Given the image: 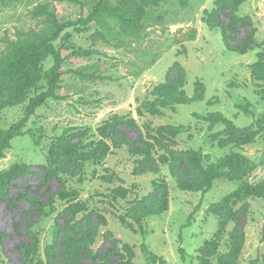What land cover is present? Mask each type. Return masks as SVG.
<instances>
[{
  "label": "rangeland",
  "instance_id": "rangeland-1",
  "mask_svg": "<svg viewBox=\"0 0 264 264\" xmlns=\"http://www.w3.org/2000/svg\"><path fill=\"white\" fill-rule=\"evenodd\" d=\"M105 2L94 22L54 43L63 61L57 96L0 160V174L23 170L0 178V264H264V0ZM96 3L0 0V129L46 91L54 59L45 41L56 26ZM27 43L32 53L17 72ZM178 98L187 103L173 105ZM113 120L115 134L106 131ZM163 127L182 132L167 145L147 141ZM247 132L254 143L237 146L233 136ZM68 138L79 163L57 151ZM190 151L233 156L235 175L207 192L180 190L169 160ZM159 185L168 210L128 217ZM242 185L257 193L232 199Z\"/></svg>",
  "mask_w": 264,
  "mask_h": 264
},
{
  "label": "trees",
  "instance_id": "trees-1",
  "mask_svg": "<svg viewBox=\"0 0 264 264\" xmlns=\"http://www.w3.org/2000/svg\"><path fill=\"white\" fill-rule=\"evenodd\" d=\"M95 7L90 11L88 16L81 17L78 20L65 22L63 24L57 25L55 28V31L53 35L45 41V46L48 48L49 52L51 53L54 62L53 66L46 72L45 74V80L47 82V89L45 92H42L33 98L30 99L28 107L26 109L24 117L17 122L16 124L12 125L10 128L3 130L0 129V160L4 158L5 151L10 148L11 142L20 136H23L26 134L24 131V128L30 118L35 115L36 110L41 107L48 98H55L57 96L56 92L58 89V85L60 82L61 77V65H62V57L59 49H57L54 45V43L60 38L61 34L65 32L68 29L71 28H77V27H86L92 22H94L97 19V15L99 14L100 9L106 7L105 0H96ZM237 8V6H236ZM32 43H27V46L21 47L19 46L17 49L18 54V62L16 64V70L17 72H21L26 64L29 54L32 53V48L29 46ZM228 49H231L232 46L227 43L226 44ZM233 51V50H232ZM205 90L201 88H197V101H201L204 98ZM168 100V99H167ZM166 100V101H167ZM163 101V100H160ZM164 101V102H166ZM168 103V102H166ZM172 104H186L187 101L185 99L178 98V100H175L174 102H171ZM173 104V105H174ZM116 121L113 120L108 122V127L106 128V131L108 133L115 134L117 133L116 129ZM218 121V120H217ZM182 132V130H179L175 127H163V128H157L155 131H152L151 134L148 136L147 141H149L151 144L153 142H156L158 144H169V141H174L179 134ZM106 133V132H105ZM105 133L103 135H105ZM233 141L235 144L239 147H243L249 144L254 143L256 139V134L253 132H247L239 135L238 137L233 136ZM72 138H68V141L66 144L60 143L58 152H62L64 156L70 157V161L76 160V163H79L81 161L80 155L78 153V147L76 142L71 141ZM232 141V140H231ZM232 141V142H233ZM147 142V143H149ZM174 143V142H173ZM145 145V144H144ZM173 146H176V144H173ZM145 156H149L151 153V148L144 150ZM89 153L86 152L85 157H88ZM105 152H102L98 157L94 156V158H97L98 160L104 159ZM185 157L183 159H180L179 157H171L170 165L172 167V174L173 176L178 180V187L180 190L186 191V192H207L210 191L213 185V182L218 179L222 178H229L231 176L235 175V169L238 168L235 167V163L233 160V156H227L220 158L216 161H211L210 156L203 155L201 152L196 151H190L186 152L184 155ZM235 157V156H234ZM237 158V156H236ZM185 163V168L182 169L181 172H177V166L181 162ZM196 170L199 175L196 178L193 174L192 170ZM22 168H19L18 166H13L9 171L5 172L4 174H0V178H11L13 176L18 175L20 172L22 174ZM150 171V170H149ZM157 169L154 167L153 172H156ZM181 173V176H180ZM119 197L126 198L129 194V191L124 190L122 188L119 189V191H116ZM255 193H257L256 189H253L252 187L249 188L248 186L242 185L236 192H234L230 197L233 199H236L237 201L244 200L247 197L253 196ZM133 209L131 210L133 215L130 214L131 211L128 212L129 216H134L139 218H144L148 216H157L162 214L163 212L168 210V189L164 185L156 186L154 189L152 195L150 197H146L138 204H134ZM131 215V216H130ZM98 223L103 222L102 216L97 215ZM128 219V218H127ZM125 221V219L122 218V222ZM126 224V222L124 223ZM99 225V224H98ZM97 225V226H98ZM130 227V226H129ZM93 231V230H92ZM97 231V230H96ZM94 234L93 232L89 235ZM78 243L80 247H82V250L86 251V256H91V252L89 249V242H84L78 240ZM114 252L115 250H111ZM67 258L68 255L66 254ZM69 260V258H68ZM70 261V260H69ZM58 264H67L64 262H57Z\"/></svg>",
  "mask_w": 264,
  "mask_h": 264
}]
</instances>
